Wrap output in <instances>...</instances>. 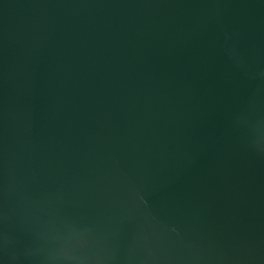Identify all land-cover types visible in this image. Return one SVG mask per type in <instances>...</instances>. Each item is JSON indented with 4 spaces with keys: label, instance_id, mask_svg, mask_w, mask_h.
<instances>
[{
    "label": "water",
    "instance_id": "water-1",
    "mask_svg": "<svg viewBox=\"0 0 264 264\" xmlns=\"http://www.w3.org/2000/svg\"><path fill=\"white\" fill-rule=\"evenodd\" d=\"M0 264H264V0H0Z\"/></svg>",
    "mask_w": 264,
    "mask_h": 264
}]
</instances>
